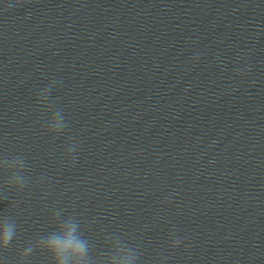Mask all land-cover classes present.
Instances as JSON below:
<instances>
[{
    "label": "clouds",
    "instance_id": "clouds-1",
    "mask_svg": "<svg viewBox=\"0 0 264 264\" xmlns=\"http://www.w3.org/2000/svg\"><path fill=\"white\" fill-rule=\"evenodd\" d=\"M22 0H14V3H10L5 8L7 11L13 7L21 6ZM51 88L48 85L42 89V92H47ZM56 122L53 124L49 121L47 129L50 131L55 128L63 131L66 128V123L62 112L54 113ZM21 163L23 166V172L26 170V158L23 156H16L14 158L0 159V170L7 174L8 179L5 181L4 187L9 190L23 191L27 186L28 180L23 175V172L17 171L12 173L8 167L2 165H8L9 163L15 164ZM62 213L56 211L51 222L55 225L54 230L47 236H40L39 239L30 243L21 253L19 264H21V257L26 258V264H30L29 257L34 250H39L41 253H46L52 261V264H110V260L114 255V244L118 246V251L122 253H135L137 259L141 255L139 247L133 248L129 243L122 240L118 235H111L105 238L106 252L98 255L92 254L94 245L86 238L80 229V221L76 218L75 214H70L66 219L61 220ZM0 225L3 227L2 238H0V250L8 248L16 235V223L8 215L0 216ZM67 232V236L64 237L61 233ZM126 264V262H125Z\"/></svg>",
    "mask_w": 264,
    "mask_h": 264
}]
</instances>
